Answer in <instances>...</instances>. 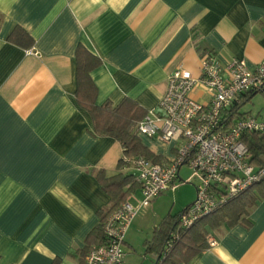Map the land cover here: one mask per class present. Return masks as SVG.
Wrapping results in <instances>:
<instances>
[{
    "label": "crops",
    "instance_id": "0c3cea01",
    "mask_svg": "<svg viewBox=\"0 0 264 264\" xmlns=\"http://www.w3.org/2000/svg\"><path fill=\"white\" fill-rule=\"evenodd\" d=\"M17 26L29 46L8 40ZM79 44L101 60L90 71L97 105L129 97L157 110L172 70L198 76L205 51L251 69L264 59V0H0V264H82L86 237L111 205L94 172L122 170L123 147L96 135L76 101ZM191 97L210 99L201 88ZM140 138L161 161L173 156L172 144ZM130 193L141 198L137 185ZM161 195L126 230L122 264L157 261L145 242L180 213L161 208ZM247 219L210 231L208 247L179 264H264V198Z\"/></svg>",
    "mask_w": 264,
    "mask_h": 264
},
{
    "label": "built area",
    "instance_id": "2783aa9c",
    "mask_svg": "<svg viewBox=\"0 0 264 264\" xmlns=\"http://www.w3.org/2000/svg\"><path fill=\"white\" fill-rule=\"evenodd\" d=\"M195 88L209 95L207 103L191 97ZM257 92L264 93V59L251 69L244 59L234 57L223 63L205 51L198 76L182 67L172 70L157 110H148L134 123V130L139 136L172 144L174 154L159 162L142 156L122 157V170L132 174L141 198L130 193L106 216L104 241L89 249L82 264H122L124 235L132 220L141 207L174 188L183 166L197 174L200 182L194 201L179 214L181 228H188L258 181L264 170H255L248 161L241 137L246 132H264V121L248 114L226 126L222 116L242 96ZM214 244L215 240H209V245ZM170 247L168 243L166 249Z\"/></svg>",
    "mask_w": 264,
    "mask_h": 264
},
{
    "label": "trees",
    "instance_id": "16d2710c",
    "mask_svg": "<svg viewBox=\"0 0 264 264\" xmlns=\"http://www.w3.org/2000/svg\"><path fill=\"white\" fill-rule=\"evenodd\" d=\"M8 40L24 46H29L33 41L30 35L18 26L9 34ZM75 60L76 101L81 108L89 113L94 133L118 140L123 147V156H142L153 162L161 161V156L152 153L134 130V123L141 120L147 111L129 97H124L116 105L109 101L97 105L95 103L96 87L90 77V71L99 66L101 60L82 44L77 46ZM253 94H247L248 97L244 99V102ZM244 102L235 103L223 112V122L226 126L233 123L236 118L248 115L239 112V108ZM241 139L247 148L248 161L255 170H264V132H246ZM122 165L123 161L120 158L117 164L118 169H122ZM94 174L102 189L110 196L111 205L107 209L99 211V223L86 237L85 247L81 251L82 256H85L93 245L103 243L102 225L104 219L125 200L137 185L132 174L123 170L112 176H107L102 169L96 170ZM263 198L264 174L239 195L199 218L188 228L179 226L180 213L169 214L155 228L151 239L146 240V249L156 251L157 261L155 264L187 263L194 255L208 247L206 236L210 231L222 225L231 227L238 223L248 224L249 210ZM173 237H175L174 240ZM168 243L171 244L169 250L166 249Z\"/></svg>",
    "mask_w": 264,
    "mask_h": 264
},
{
    "label": "rangeland",
    "instance_id": "374dc122",
    "mask_svg": "<svg viewBox=\"0 0 264 264\" xmlns=\"http://www.w3.org/2000/svg\"><path fill=\"white\" fill-rule=\"evenodd\" d=\"M243 112L248 111L250 115L260 121H264V93H254L240 107ZM172 147V146H171ZM170 154H173L170 151ZM200 182L199 176L191 169L183 166L179 172V180L173 189L166 190L160 196L161 208L171 209L173 214L181 212L187 205H190L196 197L195 186Z\"/></svg>",
    "mask_w": 264,
    "mask_h": 264
}]
</instances>
